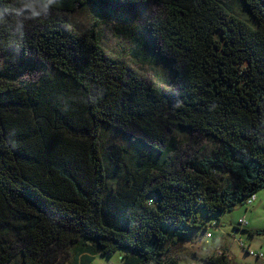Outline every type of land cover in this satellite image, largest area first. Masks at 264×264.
<instances>
[{
	"label": "trees",
	"instance_id": "trees-1",
	"mask_svg": "<svg viewBox=\"0 0 264 264\" xmlns=\"http://www.w3.org/2000/svg\"><path fill=\"white\" fill-rule=\"evenodd\" d=\"M89 1L21 15L22 32L14 13L0 23V264H91L116 251L121 264H169L171 250L176 264L164 229L191 238L207 226L201 214L264 188V0H95L161 6L144 27L170 60L168 86L107 51L96 24L70 26ZM18 7L0 0V12ZM106 130L134 145L110 144L112 163ZM178 133L212 149L175 161ZM203 260L229 263L225 250Z\"/></svg>",
	"mask_w": 264,
	"mask_h": 264
},
{
	"label": "rangeland",
	"instance_id": "rangeland-1",
	"mask_svg": "<svg viewBox=\"0 0 264 264\" xmlns=\"http://www.w3.org/2000/svg\"><path fill=\"white\" fill-rule=\"evenodd\" d=\"M162 13L161 6L154 2L132 9L112 11L100 9L98 3L91 0L87 4L79 5L74 12L68 15V20L72 28L80 31L96 24L95 28L99 33L100 42L107 51L114 55L124 56L127 62L141 73L156 80L159 84L168 86L171 84L170 60L161 57L156 47L155 51L153 50L155 44L149 39L147 28L144 27L152 16H160ZM44 66L26 72L23 77H38L43 72ZM103 134L102 146L104 153L112 159L109 160L110 163L115 160L111 154L106 153L110 144L130 149L134 146L128 145L127 141L117 135L111 136L109 130ZM174 142L178 146L174 152L178 156H174L175 161H178L179 157L181 160L192 159L195 154L203 151L209 152L212 149L209 141L202 137H198L197 143L192 146L191 139L188 140V135L184 133L176 134ZM243 217L248 222L246 226L238 222ZM201 219L207 228L204 226L197 228L191 238L182 237L169 229H164L170 237L171 248L181 249L179 251L180 264H205L203 258L206 255L217 254L223 250L227 251L228 264H262V261L250 255L245 247L249 245L255 252L264 253V233L254 235L249 233L256 229H264V188L256 191V199L252 204L239 203L232 210L213 217L201 214ZM208 232L209 236H207ZM121 255L122 251H116L112 255L97 254L92 264H121ZM174 256L176 252L171 250L166 257L169 264ZM70 260L71 257L67 259V262Z\"/></svg>",
	"mask_w": 264,
	"mask_h": 264
},
{
	"label": "clouds",
	"instance_id": "clouds-1",
	"mask_svg": "<svg viewBox=\"0 0 264 264\" xmlns=\"http://www.w3.org/2000/svg\"><path fill=\"white\" fill-rule=\"evenodd\" d=\"M59 0H41V7L37 9L35 7L36 0H18L20 7L18 8H5L3 12H0V23L5 22L4 13H14L16 20L17 30L22 32L23 20L18 19L23 15L24 19H36L41 16H47L51 6L56 5ZM22 9H31V11L23 12Z\"/></svg>",
	"mask_w": 264,
	"mask_h": 264
},
{
	"label": "built area",
	"instance_id": "built-area-1",
	"mask_svg": "<svg viewBox=\"0 0 264 264\" xmlns=\"http://www.w3.org/2000/svg\"><path fill=\"white\" fill-rule=\"evenodd\" d=\"M255 199H256V194H252L247 200H246V204L248 203V204H251V203H253L254 201H255ZM239 224H244L245 226L248 224V222H247V220L245 219V218H241L240 220H239ZM210 235V233L208 232L207 233V236H209ZM244 244V243H243ZM245 245V244H244ZM246 250H247V252L250 254V255H252L253 257H255L256 259H258V260H261L262 261V264H264V253L263 252H255L254 250H252L251 248H250V246L249 245H247L246 247Z\"/></svg>",
	"mask_w": 264,
	"mask_h": 264
},
{
	"label": "crops",
	"instance_id": "crops-1",
	"mask_svg": "<svg viewBox=\"0 0 264 264\" xmlns=\"http://www.w3.org/2000/svg\"><path fill=\"white\" fill-rule=\"evenodd\" d=\"M246 204V203H245ZM252 204V203H251ZM243 218H245V217H243ZM241 219V218H240ZM239 219V220H240ZM246 219V218H245ZM239 222V221H238ZM182 255V254H181ZM258 260V259H257ZM92 264V263H91ZM176 264H180V259L178 260V262L176 263ZM188 264V263H187Z\"/></svg>",
	"mask_w": 264,
	"mask_h": 264
}]
</instances>
